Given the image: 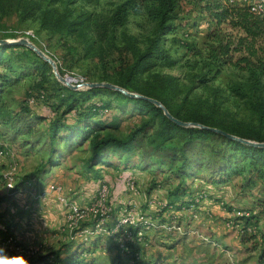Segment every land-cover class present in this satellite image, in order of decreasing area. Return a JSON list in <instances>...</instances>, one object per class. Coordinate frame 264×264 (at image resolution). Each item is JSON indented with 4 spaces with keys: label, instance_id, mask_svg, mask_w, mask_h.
Returning <instances> with one entry per match:
<instances>
[{
    "label": "rangeland",
    "instance_id": "obj_1",
    "mask_svg": "<svg viewBox=\"0 0 264 264\" xmlns=\"http://www.w3.org/2000/svg\"><path fill=\"white\" fill-rule=\"evenodd\" d=\"M36 1L48 8L56 9L59 15L68 12L70 20L80 22L77 32L69 36L57 32L52 36L49 30H43L39 20L22 21L18 14H11L0 19V38L13 35L14 39L6 40H19L25 38L27 31H31L33 37H29V42L55 62L62 77L82 78L86 83H95L111 75L127 60L124 55L120 58L110 44L113 43L122 49L125 37H135L141 44L151 37L152 24L143 14L130 15L123 26L114 31L110 30L107 19L121 4L120 0ZM253 2L255 1L251 0V3ZM174 25L177 30L165 37L164 47L176 63L173 67H159L153 72L177 77L180 83L186 86L193 85L191 96L211 98L212 91L219 90L225 114L231 118L255 122L254 116L247 110L242 100L234 96L230 90L233 85L243 81L244 73L225 66L216 79L204 86H198L199 77L212 76L209 68L204 66V61L194 54L195 49H201L205 53L206 42L207 24L198 4L193 0L182 1ZM36 78L28 77L14 86L5 88L2 93L3 113L14 116L27 105L32 114L46 117V121L38 123L34 128L33 137H39L38 145L25 144L23 141L27 139L26 137H17L14 140L9 131L0 130V144L10 153V156L5 158L9 161L7 172L0 175V199L9 192L6 181L10 167H15V172L11 176L14 185L26 175L41 176L22 188L12 201L0 204V241L8 236H12L15 241L13 245L0 247L2 250L0 264H24L25 261L27 264H36L46 256H53L59 259L60 264H66L77 246L86 250L82 256L83 264H131L132 261L127 254L130 251L127 248L129 244H125L123 240L120 243L119 240L112 242L110 237L104 234L92 236L87 242H82L84 246L78 245L81 243L78 236L71 240L73 235L95 222L93 219L80 222L78 229L71 235L63 232L65 207L51 194L46 193L47 187L50 184H60L68 203L73 202L79 206L92 205L95 203L101 183V180L98 183L97 180L103 175L100 171H104V176L110 177L105 178V182L111 186L108 204L111 205L112 212L109 220L105 222L108 229L117 221L122 208H126L127 211L134 209L136 213L146 214L155 221L161 220L162 212H154L155 210L150 208V203L167 200L169 191L179 183V180L165 166L146 164L154 163L153 158L147 162L141 160L142 152L148 149L146 141L127 162L128 168L123 164L124 158L119 161L122 157L117 154L111 157L112 167L93 166L90 170L87 167L89 146L86 143L74 150L73 154L60 159V165L48 168L47 173L43 175L39 174L45 165L48 147L51 146L48 127L54 114L45 101L33 106L28 105V99L31 96L36 97L40 92L33 89ZM53 79L60 83L51 69L50 81ZM44 87L46 88V92L43 91L44 95L46 94V99L51 105L55 99H50V96L56 97L57 93L51 86ZM108 99L105 96H98L93 101L103 103ZM111 105L112 108L101 119L110 121L115 115L119 116L121 127L115 132L119 137H125L146 120V117L132 111L130 106L124 112H120L117 101H111ZM53 144L62 150L65 149L60 140H55ZM126 169L130 170V173L125 174L124 172L128 171ZM123 173L132 176L137 183V196L127 193L124 182L119 178ZM197 176V181L187 180L185 184L191 188L196 181L195 185L203 188L194 187L195 192L206 189L207 198H212L217 192L218 198L214 201L217 205L223 203L222 206L219 205L217 211L223 213L224 217L212 214L210 217L202 215L199 219H192L187 213L183 216L178 229L175 223L177 219L166 213L167 219L161 222L164 224L163 227L146 232L141 241L133 242L140 248V259L136 264H259L264 259V256L261 259L264 249V240L261 237L264 234V181L256 180L250 188L246 176L242 175L232 177L226 184H217L209 188L213 185L206 183L209 168L204 167ZM121 197L123 200H120ZM47 206L53 207L50 214L44 212ZM236 211L249 213L255 218L258 227L256 238L244 241L240 236L225 229L223 220L227 212ZM98 236L100 239L96 241L97 247L94 249L90 241ZM43 263L45 262L39 264Z\"/></svg>",
    "mask_w": 264,
    "mask_h": 264
},
{
    "label": "trees",
    "instance_id": "obj_2",
    "mask_svg": "<svg viewBox=\"0 0 264 264\" xmlns=\"http://www.w3.org/2000/svg\"><path fill=\"white\" fill-rule=\"evenodd\" d=\"M120 1L121 4L107 19L110 30L123 26L130 15L143 14L152 24L151 37L143 44L135 37H125L122 49L110 44L120 58L124 55L127 60L111 75L95 83H109L127 92L157 100L173 118L181 122L200 124L237 138L264 143V15L252 13L249 4L240 5L235 0H193L204 14L207 24L205 53L195 49L194 54L204 61L210 74L212 72L210 78L199 77L198 86L216 79L225 66L244 73L243 81L233 85L230 90L242 100L254 116V122L231 118L225 114L219 90H213L211 98L191 96L193 85L186 86L177 77L153 72L156 68H170L176 63L165 50V37L176 32L174 22L178 19V9L184 0ZM11 14H18L22 21L39 20L43 30H49L52 36L57 32L65 36L72 35L77 32L80 24L70 20L68 12L59 15L56 9L48 8L36 0H0V19ZM14 38L8 35L0 39ZM89 48H92V44ZM32 76L37 77L33 85L35 91L46 92L44 86L47 85L57 93L56 97L50 96V99H55L51 105L45 96L46 105L53 112L54 118L48 127L51 146L48 147L45 165L40 169L41 175L47 173L48 168L60 165V159L71 155L86 143L89 146L87 167L90 170L93 166L112 167L111 157L117 154L122 157L119 161L124 158L123 164L128 168L127 162L146 141L148 149L142 152L141 160L147 162L153 158L154 163L146 164L165 166L179 180L168 193L169 206L176 203L185 205L193 197L197 191H192L185 182L197 180V173L204 167L209 168L208 184H226L232 177L242 175L246 176L250 188L256 180L264 181V148L244 145L207 129L178 126L149 101L132 99L111 89H69L54 79L50 81L51 67L29 48L6 44L0 45V130L9 131L14 140L26 137L23 141L25 144L38 145L39 137H33L34 128L38 123L46 121V117L32 114L27 105L14 116L2 111L4 89ZM98 96L109 99L103 103L93 101ZM111 101L119 103L120 112L130 106L132 111L146 117V120L125 137L117 136L115 132L121 127V118L115 115L110 121L101 119L112 108ZM55 140H60L65 149L53 144ZM40 177L24 176L14 189L2 196L0 204L12 201L22 188ZM102 179L103 176L98 180ZM251 218L255 219L253 216ZM256 237L255 234L241 239L245 241ZM261 237L264 240V234ZM118 238L119 234L114 233L109 239L115 242ZM99 239L100 236L90 241L94 249ZM125 244H129L127 248L130 251L127 254L132 261L140 253V248L133 242ZM78 245L85 244L81 242ZM85 251L84 247L77 246L66 264H83ZM263 256L264 249L261 259ZM49 259L50 264H60L59 259L53 256H46L36 264ZM259 264H264V259Z\"/></svg>",
    "mask_w": 264,
    "mask_h": 264
},
{
    "label": "built area",
    "instance_id": "obj_3",
    "mask_svg": "<svg viewBox=\"0 0 264 264\" xmlns=\"http://www.w3.org/2000/svg\"><path fill=\"white\" fill-rule=\"evenodd\" d=\"M230 2H232V0H230ZM249 8L250 11L254 14L264 15V0H257L249 4ZM29 37H33V33L31 31H27L25 33V39L29 41ZM70 78L71 84L78 87L77 90L82 91L88 89L86 86L87 83L84 79L72 77ZM42 101H45V95L43 91H40L36 97L31 96L28 99L27 103L29 106H33ZM9 156V150H7V148H2L0 144V158H8ZM13 172H15L14 166L10 167V172L7 175L9 176L6 181L7 191H10L15 187L11 178ZM119 178L124 182L127 193L137 196L138 187L132 176L121 174L119 175ZM105 181V179L101 180L95 197V203H93L92 205L83 206H79L73 202L68 203L63 196L62 185L50 184L47 187L46 193L51 194L58 202L63 204L65 207V227L62 229L63 232H67L71 235L76 229H78L80 222L88 219H93L95 222L92 225L80 230L79 233L73 235V237H71V240H74V238L78 236L79 241L85 243L94 235L97 236L104 234L107 237H111L114 233H117L119 234V243L122 240L124 241V243L137 242L141 241L146 232L155 231L158 228L163 227L164 224H162L161 222L167 219L166 213H169V215L172 214L173 217L177 219L175 223L177 224L178 229H180V222L183 216L187 213H189V216L192 219H199L202 215H205L206 217L211 216L210 211L204 208V203L207 200V190L200 189L193 195L192 198L187 200V203L185 205L176 203V205L174 206H169L168 201L165 199L162 201L150 203V208L152 207V210H155L154 212H162V219L160 218L161 220L157 219L155 221L146 214L136 213L134 209L127 211L126 208H122L120 209L119 218L117 219V221L107 229L105 226V222H107L111 217L112 207L108 204L111 186L108 185ZM219 205L222 206L223 203H220ZM251 217L252 215L246 212H227V216L223 220V226L228 231H232L236 235L240 236V238L252 236L257 234L258 227L255 219H252ZM14 242L15 241L12 236L5 237L2 241H0V247L13 245ZM139 259V254H137L135 256V259L132 260L131 264H136ZM50 262L51 260L49 259L43 264H50Z\"/></svg>",
    "mask_w": 264,
    "mask_h": 264
},
{
    "label": "water",
    "instance_id": "obj_4",
    "mask_svg": "<svg viewBox=\"0 0 264 264\" xmlns=\"http://www.w3.org/2000/svg\"><path fill=\"white\" fill-rule=\"evenodd\" d=\"M6 44H13V45H20V46H24L29 48L31 51H33L40 59H42L44 62H46L52 69V73L54 74L55 78L65 87L72 89V90H77V86L71 84V78L68 76L62 77L59 75L58 71H57V66L55 64V62L47 57L44 52L40 51L38 48H36L33 44H31L28 40H26L25 38L19 39V40H6V39H0V45H6ZM87 88H96V87H102V88H107V89H111L113 91H117L120 92L121 94L132 98V99H144L146 101H149L150 103H152L153 105H155L156 107L160 108L163 112V114L170 119L172 122H174L175 124H177L178 126L181 127H198L201 129H207L209 131L221 134L225 137H227L228 139H231L233 141L239 142L241 144L244 145H249V146H254V147H259V148H264V143H257V142H251L245 139H241V138H237L235 136L229 135L223 131L217 130V129H213V128H207L205 126H202L200 124H195V123H186V122H181L175 118H173L169 112L167 111V109L157 100L154 99H150V98H146L143 97L141 95L135 94V93H130L127 92L126 90L109 84V83H87L86 84Z\"/></svg>",
    "mask_w": 264,
    "mask_h": 264
},
{
    "label": "crops",
    "instance_id": "obj_5",
    "mask_svg": "<svg viewBox=\"0 0 264 264\" xmlns=\"http://www.w3.org/2000/svg\"><path fill=\"white\" fill-rule=\"evenodd\" d=\"M254 1H256V0H254ZM235 2L236 3H238V4H240V5H242V4H251V0H235ZM8 160H6L5 158H0V175L1 174H5L6 172H7V168H8ZM101 173H103V177H104V179L106 178L107 179V177L108 178H110L109 177V175H107V177H105L104 175H105V172L104 171H100ZM127 172L128 173H130V170H128V171H125L124 173L125 174H127ZM123 173V174H124ZM108 174V173H107ZM105 179V180H106ZM92 181V180H91ZM98 181L99 180H97V183H98ZM197 181V180H196ZM195 181V183L191 186V189H192V191L195 189L194 187H196V188H199L200 187V185L199 186H197V185H195L197 182ZM208 184V183H207ZM208 185H212V184H208ZM94 186H96V185H92V187H94ZM213 187H215L214 185H212V187H209V188H213ZM200 188H203V187H200ZM195 191V190H194ZM218 193L217 192H215L214 193V196L212 197V198H207V200L205 201V203H204V208L205 209H207V210H209L210 211V213H211V215L212 214H219V216H222V217H224V215H223V213H218V207H219V205H217V203L214 201V199L215 198H218L217 195ZM15 197H16V195H15ZM120 200H123L122 199V197H121V199ZM48 205V204H47ZM52 209H53V207H50V206H47L46 207V211H44L46 214H50V211H52ZM54 212V211H53ZM44 215V214H43Z\"/></svg>",
    "mask_w": 264,
    "mask_h": 264
},
{
    "label": "clouds",
    "instance_id": "obj_6",
    "mask_svg": "<svg viewBox=\"0 0 264 264\" xmlns=\"http://www.w3.org/2000/svg\"><path fill=\"white\" fill-rule=\"evenodd\" d=\"M0 251H2V250H0ZM21 259H22V258H21ZM24 264H27V262L25 261Z\"/></svg>",
    "mask_w": 264,
    "mask_h": 264
}]
</instances>
